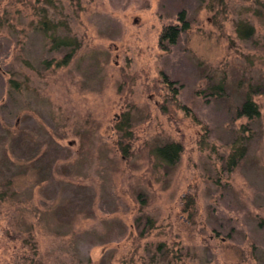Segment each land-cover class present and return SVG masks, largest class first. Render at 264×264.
Instances as JSON below:
<instances>
[{
	"label": "rangeland",
	"instance_id": "374dc122",
	"mask_svg": "<svg viewBox=\"0 0 264 264\" xmlns=\"http://www.w3.org/2000/svg\"><path fill=\"white\" fill-rule=\"evenodd\" d=\"M43 8L78 39L67 64ZM13 130L31 144H12L0 264H264V0H0V160ZM168 142L183 150L162 165Z\"/></svg>",
	"mask_w": 264,
	"mask_h": 264
},
{
	"label": "trees",
	"instance_id": "16d2710c",
	"mask_svg": "<svg viewBox=\"0 0 264 264\" xmlns=\"http://www.w3.org/2000/svg\"><path fill=\"white\" fill-rule=\"evenodd\" d=\"M48 4L52 0H45ZM44 13H47V9H41L39 12V19L36 21L35 24V30L38 32H43L45 35L49 36L52 39V42L54 46L57 48L59 47H72V52L65 54L66 56L57 62V64H67L71 58L74 55V52L79 47L78 39L76 37H73L71 35L63 36V35H57L56 30L57 28L62 29L63 31H66L70 34L71 29L68 25H64L62 27L61 21H57L53 19L49 15H44ZM178 20L180 23L176 24H168L165 25L160 33L159 36V45L162 49H168L171 45H174L181 33L189 28L190 24L189 21L186 19L184 10L180 11ZM51 32V33H50ZM239 114L245 115L248 118L257 117L260 114V109L256 102L251 98V96H248L245 102L243 103L242 107H239ZM9 132L8 139L6 140L5 144L8 143L11 147V151L9 152V147L4 148V157H2V160H0V206H3V204H9V206L13 207L14 201L20 200L19 195L21 193L18 185H17V179L18 176L23 173L22 168H25L26 162H25V155H21L19 151H17V148L13 150L12 144L16 147L23 149L24 146L30 145L31 143L26 142L28 140V135L25 132H20L19 130H13L12 133ZM8 141V142H7ZM26 142V143H25ZM55 146L52 145L47 147L46 150H42L41 144H34L35 146V153L32 154V157L37 158L35 161L37 164H34L37 166V169L39 167L38 162H43V160H47L49 158V155L53 151H57L56 148L58 143L53 142ZM60 146V145H58ZM28 148V147H27ZM26 149V148H25ZM13 150V151H12ZM42 150V151H41ZM183 150V146L180 142H168L163 145H158L156 147L157 154H160L162 157L160 158V163L162 165H173L179 158L180 153ZM244 147H236L232 153L229 156V165L234 166L240 158H242L244 154ZM28 160V159H27ZM26 160V161H27ZM56 160L55 159H52ZM8 164V170H5L6 167L4 165ZM11 164L15 165V167H18L14 173L9 172L11 169ZM43 168V167H41ZM21 169V170H20ZM19 170V171H18ZM44 169H40V173H42ZM38 182V181H37ZM189 205V203H188ZM15 209L19 210V207H16ZM148 222H150V219L147 217ZM139 223V222H138ZM29 228V234L30 232H33V224L30 222L28 224Z\"/></svg>",
	"mask_w": 264,
	"mask_h": 264
}]
</instances>
